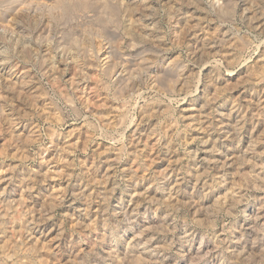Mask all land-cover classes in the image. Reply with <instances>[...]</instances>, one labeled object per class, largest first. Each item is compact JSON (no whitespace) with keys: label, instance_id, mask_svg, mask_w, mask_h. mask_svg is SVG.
I'll return each instance as SVG.
<instances>
[{"label":"rangeland","instance_id":"1","mask_svg":"<svg viewBox=\"0 0 264 264\" xmlns=\"http://www.w3.org/2000/svg\"><path fill=\"white\" fill-rule=\"evenodd\" d=\"M85 1H0V264H264V0Z\"/></svg>","mask_w":264,"mask_h":264},{"label":"bare ground","instance_id":"2","mask_svg":"<svg viewBox=\"0 0 264 264\" xmlns=\"http://www.w3.org/2000/svg\"><path fill=\"white\" fill-rule=\"evenodd\" d=\"M1 2H3V4H4V2H10V0H0ZM62 1V0H61ZM17 3H18V1H16ZM21 2V1H20ZM89 2H90V0H87V1H85V2H83V4L85 5V6H87L88 4H89ZM11 3H15V1H12V2H10V4ZM45 3V2H44ZM78 4V3H77ZM19 5V4H18ZM63 5V4H62ZM10 7V6H9ZM15 7V6H14ZM16 8V7H15ZM79 9V8H78ZM47 11V10H46ZM71 12V11H70ZM68 13V12H67ZM103 20V19H102Z\"/></svg>","mask_w":264,"mask_h":264}]
</instances>
